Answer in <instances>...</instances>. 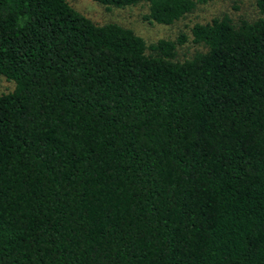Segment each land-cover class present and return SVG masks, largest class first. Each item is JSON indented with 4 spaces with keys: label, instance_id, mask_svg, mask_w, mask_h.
Listing matches in <instances>:
<instances>
[{
    "label": "trees",
    "instance_id": "obj_1",
    "mask_svg": "<svg viewBox=\"0 0 264 264\" xmlns=\"http://www.w3.org/2000/svg\"><path fill=\"white\" fill-rule=\"evenodd\" d=\"M145 3L169 25L208 0ZM258 17L146 44L66 0H0V264H264Z\"/></svg>",
    "mask_w": 264,
    "mask_h": 264
},
{
    "label": "rangeland",
    "instance_id": "obj_2",
    "mask_svg": "<svg viewBox=\"0 0 264 264\" xmlns=\"http://www.w3.org/2000/svg\"><path fill=\"white\" fill-rule=\"evenodd\" d=\"M76 11L80 12L96 24L116 23L131 29L140 36L146 44L156 40L174 39L179 32H184L187 40L177 45L176 57L181 60L190 57L195 51L202 50V46L191 42L189 27L195 23H205L212 17L226 14L232 21L238 18L253 20L258 17L255 0H208L197 4L192 12L169 25L156 24L144 19L147 13L145 3L127 5L123 7H106L93 0H66ZM13 88V83L0 76V93H6Z\"/></svg>",
    "mask_w": 264,
    "mask_h": 264
}]
</instances>
